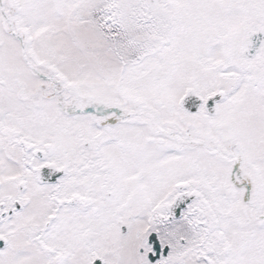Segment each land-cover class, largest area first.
<instances>
[{
    "label": "snow or ice",
    "instance_id": "6c2138e0",
    "mask_svg": "<svg viewBox=\"0 0 264 264\" xmlns=\"http://www.w3.org/2000/svg\"><path fill=\"white\" fill-rule=\"evenodd\" d=\"M0 264H264V0H0Z\"/></svg>",
    "mask_w": 264,
    "mask_h": 264
}]
</instances>
